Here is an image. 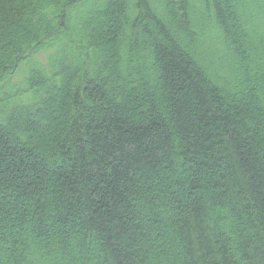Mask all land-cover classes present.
Here are the masks:
<instances>
[{"label":"trees","instance_id":"trees-1","mask_svg":"<svg viewBox=\"0 0 264 264\" xmlns=\"http://www.w3.org/2000/svg\"><path fill=\"white\" fill-rule=\"evenodd\" d=\"M0 264H264V0H0Z\"/></svg>","mask_w":264,"mask_h":264},{"label":"rangeland","instance_id":"rangeland-1","mask_svg":"<svg viewBox=\"0 0 264 264\" xmlns=\"http://www.w3.org/2000/svg\"><path fill=\"white\" fill-rule=\"evenodd\" d=\"M45 52L46 51H40L38 53L37 57L40 58V59H44L45 58V55H46ZM54 119H55V122L59 121V115L55 114V118Z\"/></svg>","mask_w":264,"mask_h":264}]
</instances>
